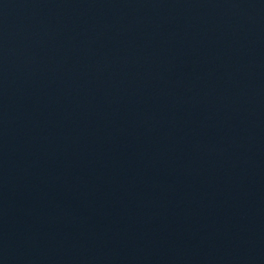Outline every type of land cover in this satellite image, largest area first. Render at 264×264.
<instances>
[{
	"label": "water",
	"instance_id": "water-1",
	"mask_svg": "<svg viewBox=\"0 0 264 264\" xmlns=\"http://www.w3.org/2000/svg\"><path fill=\"white\" fill-rule=\"evenodd\" d=\"M0 264H264V0H0Z\"/></svg>",
	"mask_w": 264,
	"mask_h": 264
}]
</instances>
